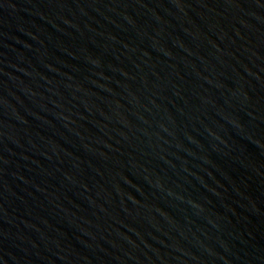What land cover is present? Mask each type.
Here are the masks:
<instances>
[{
    "label": "water",
    "instance_id": "water-1",
    "mask_svg": "<svg viewBox=\"0 0 264 264\" xmlns=\"http://www.w3.org/2000/svg\"><path fill=\"white\" fill-rule=\"evenodd\" d=\"M0 264H264V0H0Z\"/></svg>",
    "mask_w": 264,
    "mask_h": 264
}]
</instances>
